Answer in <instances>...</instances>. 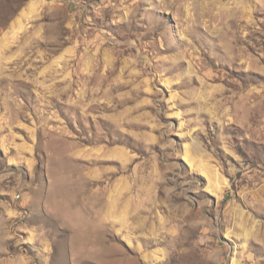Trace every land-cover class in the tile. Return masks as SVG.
<instances>
[{"label": "rangeland", "instance_id": "374dc122", "mask_svg": "<svg viewBox=\"0 0 264 264\" xmlns=\"http://www.w3.org/2000/svg\"><path fill=\"white\" fill-rule=\"evenodd\" d=\"M0 264H264V0H0Z\"/></svg>", "mask_w": 264, "mask_h": 264}, {"label": "bare ground", "instance_id": "6f19581e", "mask_svg": "<svg viewBox=\"0 0 264 264\" xmlns=\"http://www.w3.org/2000/svg\"><path fill=\"white\" fill-rule=\"evenodd\" d=\"M84 193H85V192H84ZM109 203H110V202H109ZM111 207H112V206H111ZM111 207H110V208H111ZM113 207H114V206H113ZM115 208H116V207H115ZM109 210H110V209H109Z\"/></svg>", "mask_w": 264, "mask_h": 264}]
</instances>
